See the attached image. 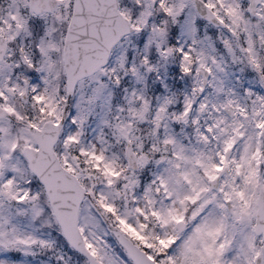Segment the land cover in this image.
Wrapping results in <instances>:
<instances>
[{
  "label": "snow or ice",
  "instance_id": "1",
  "mask_svg": "<svg viewBox=\"0 0 264 264\" xmlns=\"http://www.w3.org/2000/svg\"><path fill=\"white\" fill-rule=\"evenodd\" d=\"M0 264H264V0H0Z\"/></svg>",
  "mask_w": 264,
  "mask_h": 264
}]
</instances>
